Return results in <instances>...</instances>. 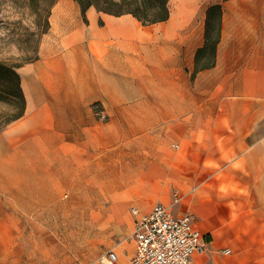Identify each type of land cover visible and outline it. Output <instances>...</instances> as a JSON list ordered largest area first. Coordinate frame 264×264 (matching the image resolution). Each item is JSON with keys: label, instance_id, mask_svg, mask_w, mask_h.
<instances>
[{"label": "crops", "instance_id": "obj_1", "mask_svg": "<svg viewBox=\"0 0 264 264\" xmlns=\"http://www.w3.org/2000/svg\"><path fill=\"white\" fill-rule=\"evenodd\" d=\"M216 4V62L193 77ZM169 11L144 26L54 4L33 74L41 98L0 133V264L13 263V231L60 214L46 200L104 199L109 184L110 217L132 229L130 262L136 198L158 201L131 209L160 202L195 217L210 243L197 264H264V0H169Z\"/></svg>", "mask_w": 264, "mask_h": 264}, {"label": "rangeland", "instance_id": "obj_2", "mask_svg": "<svg viewBox=\"0 0 264 264\" xmlns=\"http://www.w3.org/2000/svg\"><path fill=\"white\" fill-rule=\"evenodd\" d=\"M57 1L0 0V60L21 65L18 73L22 88L26 73L35 75L36 57L39 58L42 39L50 28L51 10ZM115 186L108 185L109 195L104 199H78L65 190L59 199L46 200L45 206L60 214L44 217L45 222L36 230L12 232V264H105L109 250L120 254L122 264H130L134 249L132 229L118 225L108 213ZM141 187L146 190V185ZM121 199L115 198L119 200L112 209L115 216L125 210ZM156 201L130 198L127 212L131 215V207H143V202L150 206ZM85 207L89 211L86 215L81 212ZM62 210L73 214L65 217Z\"/></svg>", "mask_w": 264, "mask_h": 264}, {"label": "trees", "instance_id": "obj_3", "mask_svg": "<svg viewBox=\"0 0 264 264\" xmlns=\"http://www.w3.org/2000/svg\"><path fill=\"white\" fill-rule=\"evenodd\" d=\"M75 1L80 5L85 21H87L86 11L90 7L116 16L131 14L144 26L163 22L170 16L169 0ZM221 25L222 6L216 4L207 11L205 45L197 52L193 77L198 71L212 68L215 65L217 47L221 37ZM20 67L19 64L0 60V133L9 124L22 118L27 110V99L18 73Z\"/></svg>", "mask_w": 264, "mask_h": 264}, {"label": "built area", "instance_id": "obj_4", "mask_svg": "<svg viewBox=\"0 0 264 264\" xmlns=\"http://www.w3.org/2000/svg\"><path fill=\"white\" fill-rule=\"evenodd\" d=\"M178 201L176 195L174 202ZM131 212L135 216L136 249L130 264H197L196 258L208 251V237L198 229L192 214L177 215L160 202L147 213L138 208ZM223 253L229 254L230 250ZM105 259V264H120L114 251H109Z\"/></svg>", "mask_w": 264, "mask_h": 264}, {"label": "bare ground", "instance_id": "obj_5", "mask_svg": "<svg viewBox=\"0 0 264 264\" xmlns=\"http://www.w3.org/2000/svg\"><path fill=\"white\" fill-rule=\"evenodd\" d=\"M24 92L30 103L37 102L41 98L40 86L32 74L28 71L24 76Z\"/></svg>", "mask_w": 264, "mask_h": 264}]
</instances>
